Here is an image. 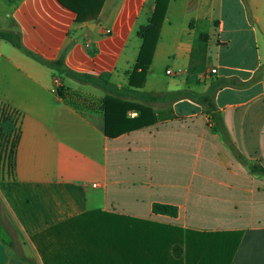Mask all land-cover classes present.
<instances>
[{
  "label": "crops",
  "instance_id": "crops-1",
  "mask_svg": "<svg viewBox=\"0 0 264 264\" xmlns=\"http://www.w3.org/2000/svg\"><path fill=\"white\" fill-rule=\"evenodd\" d=\"M155 1L103 0L94 20L77 22L58 0H0V34L129 89ZM263 64L264 0H169L144 83L129 96L147 101L155 121L107 137L103 90L0 35V102L20 114L14 173L0 180V264H196L201 248L225 264H264V72L243 84ZM222 78L242 84L216 91V121L169 96ZM154 202L177 215L152 213Z\"/></svg>",
  "mask_w": 264,
  "mask_h": 264
},
{
  "label": "trees",
  "instance_id": "trees-1",
  "mask_svg": "<svg viewBox=\"0 0 264 264\" xmlns=\"http://www.w3.org/2000/svg\"><path fill=\"white\" fill-rule=\"evenodd\" d=\"M64 7L75 13V21L86 22L94 20L99 13L103 0H58ZM169 0H156L152 15L147 25L139 29V35L142 38V43L136 58L134 68L129 76V89H116L109 82V74L107 72L99 75H91L75 72L64 65L63 55L61 54L55 60H46L40 56L33 54L23 48L19 38L10 33H1V37L12 43L13 46L19 48L27 55L33 57L41 64L55 70L56 72L70 77L78 82L91 84L103 90L105 93L102 98L101 109L103 111V131L107 137H116L122 133L132 131L151 125L155 121L153 110L148 102L137 101L134 98H129L133 93L134 88H140L145 80V75L148 71L149 63L153 53L154 45L159 36V29L163 21L165 11ZM264 72V64L259 67L253 77L243 84H247L257 80ZM242 84L233 78H222L211 83L208 90L204 93H196L189 90L173 92L169 94L173 99L180 97H189L193 101L200 104L213 120H218V111L214 103V95L216 91L224 86H236ZM57 94L70 102V93L62 86H57ZM135 93V92H134ZM135 95L146 100H155L156 97L147 95L141 92H136ZM71 103V102H70ZM138 111L137 116L130 117L127 115L129 111ZM19 120L20 114L14 108L0 102V170L14 173L15 168V152L19 139ZM218 125V121H217ZM5 158V161L3 160ZM2 159V160H1ZM264 172L263 168H258ZM255 171V166L251 167ZM151 211L154 214H163L169 216L177 215V207L175 205L154 202L151 206ZM201 237H211L215 234L200 233ZM181 253V250L179 251ZM223 258V256H222ZM220 253H212L205 256L202 253V248L196 251V264H225ZM205 259V262L203 260ZM187 260V255H186Z\"/></svg>",
  "mask_w": 264,
  "mask_h": 264
},
{
  "label": "built area",
  "instance_id": "built-area-1",
  "mask_svg": "<svg viewBox=\"0 0 264 264\" xmlns=\"http://www.w3.org/2000/svg\"><path fill=\"white\" fill-rule=\"evenodd\" d=\"M165 73L167 75L175 76V75L181 74L182 70L180 68H178V69H166ZM207 73L215 74L216 73V69L215 68H210V69L207 70Z\"/></svg>",
  "mask_w": 264,
  "mask_h": 264
},
{
  "label": "rangeland",
  "instance_id": "rangeland-1",
  "mask_svg": "<svg viewBox=\"0 0 264 264\" xmlns=\"http://www.w3.org/2000/svg\"><path fill=\"white\" fill-rule=\"evenodd\" d=\"M202 67H197V68H195L194 69V73L195 74H199V73H201V71H202V69H201ZM2 160V159H1ZM3 160L5 161V158H3ZM10 177V173H9V171H6L5 169L4 170H0V180L1 179H5V178H9Z\"/></svg>",
  "mask_w": 264,
  "mask_h": 264
}]
</instances>
